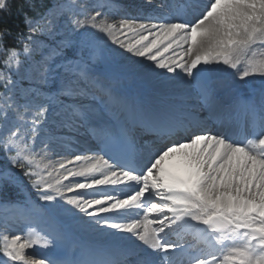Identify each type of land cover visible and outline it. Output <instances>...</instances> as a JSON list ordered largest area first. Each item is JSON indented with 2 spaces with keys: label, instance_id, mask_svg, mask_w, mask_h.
Masks as SVG:
<instances>
[{
  "label": "snow or ice",
  "instance_id": "6c2138e0",
  "mask_svg": "<svg viewBox=\"0 0 264 264\" xmlns=\"http://www.w3.org/2000/svg\"><path fill=\"white\" fill-rule=\"evenodd\" d=\"M18 11L14 45L0 29V193L23 199H0V264H264V0ZM132 57L148 96L117 86ZM82 142L100 154L68 158ZM74 232L91 237L78 254L27 255Z\"/></svg>",
  "mask_w": 264,
  "mask_h": 264
},
{
  "label": "bare ground",
  "instance_id": "6f19581e",
  "mask_svg": "<svg viewBox=\"0 0 264 264\" xmlns=\"http://www.w3.org/2000/svg\"><path fill=\"white\" fill-rule=\"evenodd\" d=\"M119 4H121L123 6V12L118 14V15H115V16H112L110 17L111 19L113 20H116V21H119V19L124 15V13H127V14H130V15H136L138 12H140L141 10H143L144 12H148V11H151L152 9H154L156 6L153 5V3L151 2V4H149L148 2H146L145 0H118ZM153 1V0H152ZM92 2H94V0H88V3L91 4ZM129 57L132 56V54H127ZM141 58H136V57H132L131 60H123L122 63L129 66L130 68H132L133 70L130 71V77H133L135 79L138 80H141V81H151L150 83H148V85H140V84H136L135 85V89L137 91H139L138 93H143V96H148L150 95L153 87L156 85V83L154 84L153 82H156L154 78L150 77L148 74L144 73L142 71V65L139 64V63H136L137 61H139ZM151 62L150 61H146L145 60V64L144 66H146L147 64H150ZM154 66V65H153ZM234 76H231L229 79H233ZM259 83H257L255 80H254V77H250L248 79V85L247 87H245L243 84H241V91H250L252 88H258L259 87ZM193 103H195V101H192ZM207 113H205L206 115ZM216 125L212 124L211 122H209V125L208 127L213 131V132H216L217 130L214 129ZM217 129V128H216ZM87 145V144H86ZM85 145V146H86ZM92 152H89L88 151V148H84L83 146L80 145V150L78 151H73L72 153H70L68 155V158H71V156L73 155H84V156H88V155H91ZM52 159L55 161L56 160V157H52ZM81 178H77V180L79 181ZM109 194H112V193H109ZM130 194V193H129ZM122 198V197H121ZM142 215V213H141ZM79 236L85 238L84 240L85 241H88L91 239L90 236L88 235H85L83 233H79ZM191 240V238L189 239ZM75 246V245H74ZM78 246V245H77ZM76 246V247H77ZM79 247V246H78ZM68 248V247H67ZM71 248V247H70ZM75 248V247H74ZM72 250V249H70ZM68 248V251L75 255L76 253H79L80 249L79 250H74L73 252H71ZM61 255V254H60ZM39 256V255H38Z\"/></svg>",
  "mask_w": 264,
  "mask_h": 264
},
{
  "label": "rangeland",
  "instance_id": "374dc122",
  "mask_svg": "<svg viewBox=\"0 0 264 264\" xmlns=\"http://www.w3.org/2000/svg\"><path fill=\"white\" fill-rule=\"evenodd\" d=\"M47 1V6H48V4L51 2V0H46ZM148 1V0H147ZM117 2H119L118 0H117ZM46 6V7H47ZM45 9V8H44ZM44 11V10H43ZM257 51H259V49H257ZM4 56H5V53L4 52H0V57L2 58V60H3V58H4ZM1 60V61H2ZM1 67H2V63H1ZM229 71V73H231L232 72V70H228ZM231 77V75L229 76V78ZM254 80L257 82V83H261V77H259V76H256V77H254ZM151 81H141V80H138L137 81V79H135V78H133V77H130V73L128 72L127 73V75H126V77L125 78H123L122 80H120L119 81V83H118V87L121 89V90H123V91H128V92H130V93H138L139 91H137L134 87H135V85L136 84H140V85H148V83H150ZM154 84L156 83V82H153ZM3 92V89L2 88H0V93H2ZM139 94H141L142 96H143V93H139ZM3 103V101L2 100H0V104H2ZM87 144V145H86ZM86 145V146H85ZM89 145H92V143L91 142H82L81 143V146H83V147H87V146H89ZM16 172H17V174L18 175H20L22 178H23V174L20 172V170L19 169H16L15 170ZM23 180H24V186H25V188L27 189V192L28 193H31V197H32V199L33 200H37V202H39L38 201V198H37V196H36V193H35V191H33L32 189H31V186L28 184V181H27V179L26 178H23ZM9 189H11L12 190V192H17L18 190L17 189H15V188H8L4 193H0V199H2L1 197H4V196H6V195H8L9 193H7L8 191H9ZM17 190V191H16ZM11 194V193H10ZM17 195V194H16ZM19 199H23V195H21L20 194V197H19ZM12 234L14 235V234H16V232L15 231H13L12 232ZM85 238H83V237H81V236H79V234H78V232H74V239L72 240V242L71 243H69L68 244V248H69V250L70 249H72V250H70L71 252H73L74 250H79V247L77 246V245H79V243L83 240V241H85L84 240ZM75 245V246H74ZM77 246V247H76ZM71 247V248H70ZM75 247V248H74ZM68 248H64V247H59V248H52V249H50V250H43V249H40V248H35V249H29L28 251H27V255H32V256H35V258H43L44 256H62L66 251H68ZM149 252H150V250H148ZM61 254V255H60ZM39 255V256H38Z\"/></svg>",
  "mask_w": 264,
  "mask_h": 264
},
{
  "label": "trees",
  "instance_id": "16d2710c",
  "mask_svg": "<svg viewBox=\"0 0 264 264\" xmlns=\"http://www.w3.org/2000/svg\"><path fill=\"white\" fill-rule=\"evenodd\" d=\"M38 9L40 12L44 10L47 6L46 0H36ZM8 8L5 10H0V29L7 28L11 31L10 36L4 38V45L11 46L16 43L15 37L18 33L25 31L24 25V12L18 11L22 4H25V0H7ZM27 10V9H25ZM28 16L34 17L36 13L33 11H27ZM2 58L0 57V61ZM1 67V63H0ZM17 191V190H16ZM8 195L1 197L2 199H19V192H12L11 189L7 192ZM11 193V194H10ZM17 194V195H16Z\"/></svg>",
  "mask_w": 264,
  "mask_h": 264
}]
</instances>
